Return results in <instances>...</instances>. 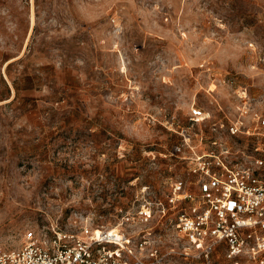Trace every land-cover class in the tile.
<instances>
[{
	"label": "rangeland",
	"instance_id": "obj_1",
	"mask_svg": "<svg viewBox=\"0 0 264 264\" xmlns=\"http://www.w3.org/2000/svg\"><path fill=\"white\" fill-rule=\"evenodd\" d=\"M263 109L264 0H0V249L88 225L151 233L157 264H264L188 250L168 209L195 182L173 146L243 161Z\"/></svg>",
	"mask_w": 264,
	"mask_h": 264
},
{
	"label": "built area",
	"instance_id": "obj_2",
	"mask_svg": "<svg viewBox=\"0 0 264 264\" xmlns=\"http://www.w3.org/2000/svg\"><path fill=\"white\" fill-rule=\"evenodd\" d=\"M205 117L203 110L192 109L193 120ZM255 121L264 138V109L255 113ZM243 127L244 122L238 120L229 125V131L236 135ZM172 151L188 160L195 176L191 183L174 181L169 196L175 230L188 250L193 248L209 260L223 245L231 260L260 259L264 254V142L243 161L231 159L229 147L202 153L190 147L185 155L184 147L176 144ZM140 214L147 220L150 207L144 206ZM150 234L134 239L118 228L88 225L74 231L53 229L51 234L30 231L20 247L0 249V264L161 263L163 256L151 246Z\"/></svg>",
	"mask_w": 264,
	"mask_h": 264
}]
</instances>
